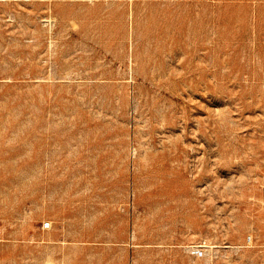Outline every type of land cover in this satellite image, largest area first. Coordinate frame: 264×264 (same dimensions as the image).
I'll use <instances>...</instances> for the list:
<instances>
[{"label":"rangeland","instance_id":"1","mask_svg":"<svg viewBox=\"0 0 264 264\" xmlns=\"http://www.w3.org/2000/svg\"><path fill=\"white\" fill-rule=\"evenodd\" d=\"M0 264H264V0H0Z\"/></svg>","mask_w":264,"mask_h":264}]
</instances>
